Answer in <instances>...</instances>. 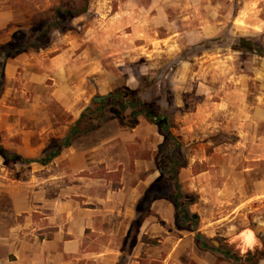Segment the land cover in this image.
Segmentation results:
<instances>
[{
  "label": "crops",
  "instance_id": "crops-1",
  "mask_svg": "<svg viewBox=\"0 0 264 264\" xmlns=\"http://www.w3.org/2000/svg\"><path fill=\"white\" fill-rule=\"evenodd\" d=\"M52 4L0 0V46L30 28ZM170 4L91 0L72 31L54 32L48 47L8 58L0 99L4 148L41 159L51 142L70 137L67 131L95 97L103 92L108 97L124 85L134 88L131 78L124 81L123 62L169 38ZM197 115L178 119L180 131L172 130L188 154V167L178 176L181 191L196 198L187 205L195 229L186 228L185 217L176 229L178 214L168 199L155 200L151 214L140 219L138 204L162 177L156 159L165 138L145 117L128 128L118 116H104L101 125L93 124L69 147L53 150L56 156L45 165L6 164L0 155V264H230L217 258L218 249L214 254L206 247V240L220 235L237 239L244 254L258 250L264 243V180L225 215L197 214V207L210 191L219 201L245 190V176L254 169L250 162L264 161V138L244 135L237 143L215 145L205 138L201 120L190 123ZM256 152L258 158L252 159ZM214 173L226 174L227 181H207Z\"/></svg>",
  "mask_w": 264,
  "mask_h": 264
},
{
  "label": "rangeland",
  "instance_id": "rangeland-1",
  "mask_svg": "<svg viewBox=\"0 0 264 264\" xmlns=\"http://www.w3.org/2000/svg\"><path fill=\"white\" fill-rule=\"evenodd\" d=\"M52 1L54 6L56 0ZM166 17L169 38L151 45L147 54V50H142L140 57L123 62V72L127 74L124 81L131 78L134 88L123 87L140 89L144 97H154L175 112L177 131L182 125L178 119L197 115L200 110L190 123L201 120L203 134L212 143L217 139L237 143L244 135L256 141L264 138V57L234 49L236 41L243 37L254 38L264 46V0H171ZM159 35L165 36L160 31ZM117 113L108 108L105 114L114 119ZM70 132L65 136H70ZM62 141L51 142L47 152ZM187 155L183 152L185 160ZM256 158L257 152L252 156ZM250 165L254 169L245 176V190L232 199L225 194L219 201L210 191L199 200L202 204L197 207V214L225 215L228 210L232 212L243 195L256 192V182L264 180V161H251ZM242 179L240 175L238 180ZM207 181L220 184L227 181V176L214 173ZM197 197L200 199V195ZM179 219L178 215L176 229L182 227ZM186 228L195 229L192 223ZM212 240L219 243L218 247ZM212 240H206V247L214 254L218 249L216 256L220 261L234 264L229 258L235 257L239 264H254L257 259H264V243L258 250L244 254L235 238L220 235Z\"/></svg>",
  "mask_w": 264,
  "mask_h": 264
},
{
  "label": "trees",
  "instance_id": "trees-1",
  "mask_svg": "<svg viewBox=\"0 0 264 264\" xmlns=\"http://www.w3.org/2000/svg\"><path fill=\"white\" fill-rule=\"evenodd\" d=\"M90 2L91 0H57L52 8L33 18L30 28L16 31L8 42L0 46V99L5 89L4 66L7 59L18 56L29 49L48 47L52 42L54 32L64 34L72 31L73 21L88 13ZM234 49L264 57V46L254 38H239L234 45ZM108 108L109 110L116 109L119 111V122L122 126L128 128H134L137 124V119L133 117V114L144 110V117L157 125L160 134L165 138L156 159L159 169L163 171L162 177L147 189L143 199L138 204L137 212L140 214V219L151 214V204L155 200L168 199L175 204L177 214L180 217H185L192 224L197 223L187 207V205L195 203L196 198L193 195L184 194L180 189L179 171L188 167V163L183 156V147L179 137H176L172 132L173 129L177 128L175 123L176 113L165 107L158 99L144 97V92L140 89L118 88L111 92L103 103H93L92 107L87 108L77 121L70 137L66 141H62V144L57 148L49 150L41 159H26L9 152L2 145L3 140L1 138L0 155L4 158L6 164L29 165L38 162L45 165L56 156L53 155V150L60 153L63 148L70 146L73 138L92 131L93 127L96 126L95 122H99L102 117L106 116L105 113ZM128 113L129 116L127 117ZM127 119H129L128 123L125 122ZM223 142L227 141L217 139L214 144L219 145ZM207 153H211V149H208ZM194 173H198L195 168ZM229 260L234 264H239L238 258L230 257ZM254 264H260V259H257Z\"/></svg>",
  "mask_w": 264,
  "mask_h": 264
},
{
  "label": "water",
  "instance_id": "water-1",
  "mask_svg": "<svg viewBox=\"0 0 264 264\" xmlns=\"http://www.w3.org/2000/svg\"><path fill=\"white\" fill-rule=\"evenodd\" d=\"M106 99H107V96H99V97H95V98L93 99V103H94V104H101V103H103ZM144 113H145L144 110L138 111V112H136V113L133 114V117H134V118H137V117H139V116H143ZM119 114H120V113H117L116 116H119ZM104 120H105V118L102 117V119L99 121L98 125H101V124L104 122ZM55 153H56V152H55ZM214 244H215V246H218V242H214Z\"/></svg>",
  "mask_w": 264,
  "mask_h": 264
}]
</instances>
